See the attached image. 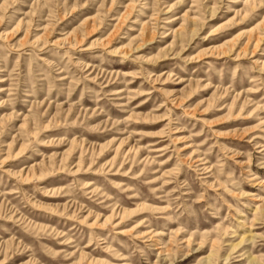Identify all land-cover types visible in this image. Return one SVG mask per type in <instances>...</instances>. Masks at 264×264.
<instances>
[{
	"label": "rangeland",
	"instance_id": "rangeland-1",
	"mask_svg": "<svg viewBox=\"0 0 264 264\" xmlns=\"http://www.w3.org/2000/svg\"><path fill=\"white\" fill-rule=\"evenodd\" d=\"M0 264H264V0H0Z\"/></svg>",
	"mask_w": 264,
	"mask_h": 264
}]
</instances>
